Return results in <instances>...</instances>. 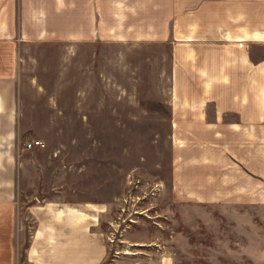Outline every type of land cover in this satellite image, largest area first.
Segmentation results:
<instances>
[{
  "label": "crops",
  "instance_id": "crops-1",
  "mask_svg": "<svg viewBox=\"0 0 264 264\" xmlns=\"http://www.w3.org/2000/svg\"><path fill=\"white\" fill-rule=\"evenodd\" d=\"M114 45L167 50L172 200L264 203V0H0L1 158L16 122L47 118L31 115L53 111L48 90L77 99L87 52ZM16 196L0 192V264L104 262L105 210L28 204L24 243Z\"/></svg>",
  "mask_w": 264,
  "mask_h": 264
},
{
  "label": "rangeland",
  "instance_id": "rangeland-1",
  "mask_svg": "<svg viewBox=\"0 0 264 264\" xmlns=\"http://www.w3.org/2000/svg\"><path fill=\"white\" fill-rule=\"evenodd\" d=\"M166 52L90 50L77 99L74 88L48 90L57 92L53 111L31 115L47 118L16 122L15 152L0 156V192L18 197L24 243L33 226L28 204L74 202L105 210L102 264H264V203L171 198ZM32 139L43 146L26 148Z\"/></svg>",
  "mask_w": 264,
  "mask_h": 264
},
{
  "label": "built area",
  "instance_id": "built-area-1",
  "mask_svg": "<svg viewBox=\"0 0 264 264\" xmlns=\"http://www.w3.org/2000/svg\"><path fill=\"white\" fill-rule=\"evenodd\" d=\"M43 146V141L42 140H38V139H32V140H29L25 147L28 148V149H31V148H34V147H41Z\"/></svg>",
  "mask_w": 264,
  "mask_h": 264
}]
</instances>
